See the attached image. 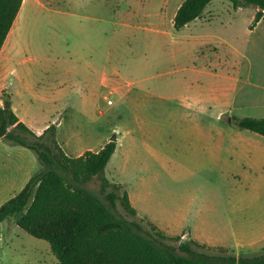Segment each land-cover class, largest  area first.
<instances>
[{"label": "rangeland", "instance_id": "374dc122", "mask_svg": "<svg viewBox=\"0 0 264 264\" xmlns=\"http://www.w3.org/2000/svg\"><path fill=\"white\" fill-rule=\"evenodd\" d=\"M183 1L25 0L0 51V103L10 100L32 130L54 125L71 157L114 137L104 175L123 186L138 218L165 235L257 255L264 166L250 168L241 149L232 154L227 146L230 136L242 147L251 134L231 118L244 116L246 81L264 72V21L250 31L256 7L213 0L175 30ZM7 149L28 153L21 162L31 176L39 169L32 151L1 143L0 187L3 164L14 157ZM87 187L98 193L95 178ZM12 190L19 189L4 188L0 205ZM16 220L0 223V264H58L48 243Z\"/></svg>", "mask_w": 264, "mask_h": 264}, {"label": "trees", "instance_id": "16d2710c", "mask_svg": "<svg viewBox=\"0 0 264 264\" xmlns=\"http://www.w3.org/2000/svg\"><path fill=\"white\" fill-rule=\"evenodd\" d=\"M212 1L184 0L172 18L173 28L199 18ZM227 1L233 9H258L249 29L262 18L264 0ZM24 3L0 0V51ZM231 119L235 128L264 136V118ZM0 139L32 151L39 164L24 187L0 205V223L16 216L17 227L46 241L58 264H264V251L236 256L221 247L167 236L138 218L123 186L104 175L115 141L70 157L58 144L54 125L35 133L8 99L0 103ZM94 178L98 193L87 187Z\"/></svg>", "mask_w": 264, "mask_h": 264}, {"label": "crops", "instance_id": "0c3cea01", "mask_svg": "<svg viewBox=\"0 0 264 264\" xmlns=\"http://www.w3.org/2000/svg\"><path fill=\"white\" fill-rule=\"evenodd\" d=\"M262 12H263L262 18L256 23V25L252 29H250V31H255L257 27H260L263 24L264 11ZM262 29H263L262 32L264 33V27ZM2 63L3 62L0 61V69L2 67ZM246 83L251 87V90H250V93H246L243 97V103L241 104V107L243 108L244 113H245L243 117L264 118V72L258 73L257 81L255 83L249 82V79L246 81ZM227 109L229 111H234L236 109L235 104L234 103L231 104L230 102H228ZM47 126H45V128ZM45 128L39 131H35L32 129L31 130L37 134H40V132H42ZM250 133L251 134L244 136L245 141L242 147L236 146L234 144L236 141L235 136H230V139H228V141L231 142V145H228L227 149L230 150L232 154L239 152L238 150L241 149L242 158L244 160V163L248 164L250 168L252 166L253 167L255 166L263 167L264 166V144H263L264 136H261V135H258L252 132ZM4 142L6 141L0 139V144ZM25 150H28V149L25 148ZM3 154H6V156L13 155L14 157L9 162H7V164L6 163L3 164V169L5 171L7 170L6 171L7 174H5L3 177V187H0V193L4 190V188H7V187H10V188L17 187V189H19L18 190L19 192L24 187V185L27 183V181L29 180L31 176V168L27 167V165H23V163L21 162L23 158L25 157L28 158L29 155L28 153L24 151H13L12 149H9V150L7 149L6 151H4ZM12 171H15L17 173L22 172V176L13 175ZM17 183H19L18 186L15 185ZM18 192H16V190H12V193H13L12 197L16 195ZM260 221L264 222V218H260ZM262 236L263 237L261 238V240L263 241L264 233L262 234ZM237 247L239 249L248 248V243L247 244L240 243L238 244ZM221 248L226 249L225 247H221ZM226 250L229 252L230 249H226Z\"/></svg>", "mask_w": 264, "mask_h": 264}, {"label": "water", "instance_id": "95a60500", "mask_svg": "<svg viewBox=\"0 0 264 264\" xmlns=\"http://www.w3.org/2000/svg\"><path fill=\"white\" fill-rule=\"evenodd\" d=\"M5 108H8V106H5ZM110 141H114V137H112V138L110 139Z\"/></svg>", "mask_w": 264, "mask_h": 264}]
</instances>
